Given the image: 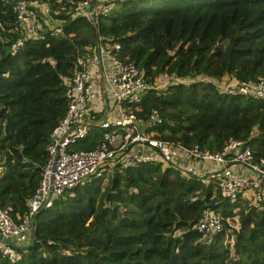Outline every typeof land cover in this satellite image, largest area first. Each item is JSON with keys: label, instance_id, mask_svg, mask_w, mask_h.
Masks as SVG:
<instances>
[{"label": "trees", "instance_id": "16d2710c", "mask_svg": "<svg viewBox=\"0 0 264 264\" xmlns=\"http://www.w3.org/2000/svg\"><path fill=\"white\" fill-rule=\"evenodd\" d=\"M15 1L0 0V208L16 221L28 210L49 134L66 111L64 80L98 39L112 37L120 57L146 75L168 71L191 80L165 95L151 91L140 103L139 115H161L159 137L211 152L233 138L264 158V99L214 84L225 75L264 77V0H117L97 29L61 10L65 0H52L38 37L24 38L11 54L23 37L13 30ZM98 136L95 127L89 140ZM205 210L221 218V231L196 228ZM0 264H264V207L223 199L206 177L186 178L173 167L115 169L40 209L33 244L0 252Z\"/></svg>", "mask_w": 264, "mask_h": 264}, {"label": "built area", "instance_id": "2783aa9c", "mask_svg": "<svg viewBox=\"0 0 264 264\" xmlns=\"http://www.w3.org/2000/svg\"><path fill=\"white\" fill-rule=\"evenodd\" d=\"M65 0L60 9L71 17H85L97 29L117 0ZM60 2V0H57ZM52 0H16L13 30L21 32L11 45V54L22 46L24 38L38 37L40 15L49 16ZM98 39L92 53L79 58L71 76L64 80L66 111L53 127L46 145L47 160L39 185L25 211L16 221L10 208H0V237L17 245L29 242L33 217L59 197H72L74 188L86 185L115 169L136 168L145 164L173 167L182 176L206 177L221 198L245 201L248 207H264V158L256 159L243 140L229 138L223 150L211 152L198 145L187 146L159 137L155 126L163 119L157 109L147 116L138 114L140 103L151 91L165 95L168 87L190 79L164 71L146 75L133 61L120 57V44ZM205 80V78H201ZM220 92L264 99V77L239 80L225 75L215 83ZM99 136L89 140L93 128ZM89 141V142H88ZM84 143H92L89 148ZM1 169V155H0ZM196 228L211 235L223 229L221 218L205 210ZM16 238V239H14ZM0 252L12 253L0 241Z\"/></svg>", "mask_w": 264, "mask_h": 264}, {"label": "water", "instance_id": "95a60500", "mask_svg": "<svg viewBox=\"0 0 264 264\" xmlns=\"http://www.w3.org/2000/svg\"><path fill=\"white\" fill-rule=\"evenodd\" d=\"M94 5L95 4H102V2L100 1H96L93 3ZM35 216L33 217V222H32V227H31V238L29 240V242L27 244H24V245H17L15 242H13L12 240L6 238V237H0V241L3 242L4 244H6L7 246L11 247V249H25V248H28L30 247L33 242H34V223H35Z\"/></svg>", "mask_w": 264, "mask_h": 264}, {"label": "rangeland", "instance_id": "374dc122", "mask_svg": "<svg viewBox=\"0 0 264 264\" xmlns=\"http://www.w3.org/2000/svg\"><path fill=\"white\" fill-rule=\"evenodd\" d=\"M43 18V20H44V16L42 17ZM48 20V19H47ZM47 20L45 21V22H47ZM51 21H50V23H51V25L53 26H57L58 25V22L56 21V20H52V19H50ZM44 23V22H43ZM14 239H16V238H14Z\"/></svg>", "mask_w": 264, "mask_h": 264}, {"label": "crops", "instance_id": "0c3cea01", "mask_svg": "<svg viewBox=\"0 0 264 264\" xmlns=\"http://www.w3.org/2000/svg\"><path fill=\"white\" fill-rule=\"evenodd\" d=\"M30 238H31V235H30V237L28 238V240H30Z\"/></svg>", "mask_w": 264, "mask_h": 264}]
</instances>
